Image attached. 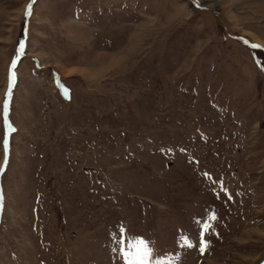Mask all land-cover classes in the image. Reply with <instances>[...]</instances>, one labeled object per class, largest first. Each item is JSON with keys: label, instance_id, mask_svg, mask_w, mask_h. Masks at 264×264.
<instances>
[{"label": "rangeland", "instance_id": "374dc122", "mask_svg": "<svg viewBox=\"0 0 264 264\" xmlns=\"http://www.w3.org/2000/svg\"><path fill=\"white\" fill-rule=\"evenodd\" d=\"M199 3L0 0V264H264V0Z\"/></svg>", "mask_w": 264, "mask_h": 264}, {"label": "snow or ice", "instance_id": "6c2138e0", "mask_svg": "<svg viewBox=\"0 0 264 264\" xmlns=\"http://www.w3.org/2000/svg\"><path fill=\"white\" fill-rule=\"evenodd\" d=\"M193 2L196 4V6L199 8L200 3L199 0H193ZM31 4H29V12H26V15L30 14ZM245 43H248L245 41ZM261 46L258 44H251V48L257 49ZM24 49V43H20L19 51L22 53ZM16 62L13 61L12 67L15 68ZM15 73L12 72L10 74V83H9V90L7 93V97L5 99L3 110H4V119L5 124L7 127V131L10 134L11 132H15L16 129L12 127L11 123L8 121V113H9V101L11 99V89L12 86L15 83ZM58 87H60L63 91V95L65 98L69 97V89L65 87L62 84L58 83ZM4 151H5V158H4V165L7 164L8 161V151H9V140L7 137L5 138L3 142ZM4 168L3 166H0V172H3ZM209 180H212V177L208 176L207 173L204 174ZM214 183L219 184L220 191L223 192L228 196V199H231V195L227 193V189L224 188L222 181H214ZM0 208H2V196H0ZM217 219L216 214L213 212L210 216L207 217L205 221L195 220L194 223L199 226V240H198V247L200 252L203 254L207 248H208V242L205 239L206 234L209 232L211 228V224L208 223V221H215ZM123 233V229H121V234ZM115 239H117L118 248H113V252H117L118 255L123 259L124 264H173L172 260H169L167 262L163 260H153V257L155 255H158L157 250L154 248V245H152V242L146 241L143 238L140 237H128L127 240L124 238H117L114 236ZM178 243L181 248H192L197 246L196 243L193 242L190 236L186 234H182L178 237ZM177 264H179V256L176 258Z\"/></svg>", "mask_w": 264, "mask_h": 264}]
</instances>
